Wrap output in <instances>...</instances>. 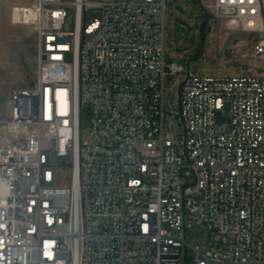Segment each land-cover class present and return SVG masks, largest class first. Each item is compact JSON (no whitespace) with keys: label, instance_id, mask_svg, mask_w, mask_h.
<instances>
[{"label":"built area","instance_id":"2783aa9c","mask_svg":"<svg viewBox=\"0 0 264 264\" xmlns=\"http://www.w3.org/2000/svg\"><path fill=\"white\" fill-rule=\"evenodd\" d=\"M176 0H35L37 40L0 144V264H264V73L189 68L183 130L166 132V13ZM93 7L98 15L87 17ZM222 29L256 31L264 0H213ZM92 111L93 142L81 138ZM227 120L218 122L217 114ZM69 177L70 182L63 180ZM213 235L187 260L188 220Z\"/></svg>","mask_w":264,"mask_h":264},{"label":"rangeland","instance_id":"374dc122","mask_svg":"<svg viewBox=\"0 0 264 264\" xmlns=\"http://www.w3.org/2000/svg\"><path fill=\"white\" fill-rule=\"evenodd\" d=\"M27 0H1L0 2V144L5 122L9 119L11 95L15 89H26L35 84L37 75V40L35 31L15 20L12 8L23 6ZM33 3L35 0H30ZM213 0H176L169 3L166 13L167 62L184 66L178 74L165 76V111L170 114L166 132L174 136L183 130L179 119V87L189 68L195 74L212 76L264 73V55L254 53V45L261 39L256 31H230L222 29L219 18L208 5ZM12 7V8H11ZM98 15L96 8L86 11L87 17ZM264 35V31H263ZM217 114V121L227 120ZM81 138L93 142L92 111L89 103L81 109ZM69 183V177L63 180ZM212 232L197 220H188L186 228L187 260L195 261L198 248L209 250Z\"/></svg>","mask_w":264,"mask_h":264},{"label":"bare ground","instance_id":"6f19581e","mask_svg":"<svg viewBox=\"0 0 264 264\" xmlns=\"http://www.w3.org/2000/svg\"><path fill=\"white\" fill-rule=\"evenodd\" d=\"M260 25L263 27V29H264V22H260ZM3 193H4V188H3V186L0 184V197L3 195Z\"/></svg>","mask_w":264,"mask_h":264},{"label":"crops","instance_id":"0c3cea01","mask_svg":"<svg viewBox=\"0 0 264 264\" xmlns=\"http://www.w3.org/2000/svg\"><path fill=\"white\" fill-rule=\"evenodd\" d=\"M0 2H1V0H0ZM30 4H31V1L30 0H27V1H24V4H21V5L27 6V5H30Z\"/></svg>","mask_w":264,"mask_h":264}]
</instances>
